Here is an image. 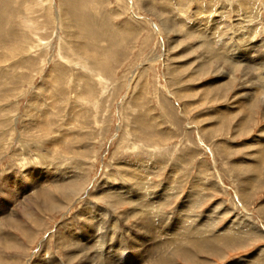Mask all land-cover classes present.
I'll return each mask as SVG.
<instances>
[{
  "label": "rangeland",
  "instance_id": "rangeland-1",
  "mask_svg": "<svg viewBox=\"0 0 264 264\" xmlns=\"http://www.w3.org/2000/svg\"><path fill=\"white\" fill-rule=\"evenodd\" d=\"M190 31L217 36L222 61H208ZM239 36L249 53L264 51V0H0V181L9 188L0 184V204L17 200L4 195L17 194L18 171L49 169L77 191L57 209L54 199L38 206L19 198L14 219L29 226L22 212L29 206L40 227L29 229L30 241L3 227L20 235L22 248L2 250L5 263L32 264L44 247L66 263L58 237L96 209L106 212L105 223L115 218L113 233H140L132 205L111 207L97 192L110 184L143 187L148 200L173 196L155 209L162 223L179 224L177 207L197 193L196 214L204 218L217 204L227 211L212 236L240 224L239 242L204 243L174 264L264 257V161L256 158L264 105L237 99L248 79L247 63L228 66L248 54ZM246 60L255 63L251 53ZM220 71L228 76L218 79ZM263 77L260 69L247 82ZM242 221L253 227L246 237L238 234L248 226Z\"/></svg>",
  "mask_w": 264,
  "mask_h": 264
},
{
  "label": "bare ground",
  "instance_id": "bare-ground-1",
  "mask_svg": "<svg viewBox=\"0 0 264 264\" xmlns=\"http://www.w3.org/2000/svg\"><path fill=\"white\" fill-rule=\"evenodd\" d=\"M166 26L168 28L174 29V26L169 23H167ZM199 31L200 30H198V32ZM188 36H200L201 41L203 42L202 45H204V48L207 53L206 58L208 59V61H212V59H220L222 57L219 56V54L217 53V47H219V40L217 39V36L210 37L203 32L199 34L191 32L188 34ZM212 38L216 40V42L213 41ZM238 39V46L240 47L239 50L245 51L248 54L246 56H243L241 60L236 59L237 62H234L228 66L230 67V70H234L235 68H239V66H242L243 63H247L246 67H244L245 78L247 77V80H255L253 79L255 71H260V69H264V51L262 50L263 48L259 46H252L253 51H251L250 53L252 54V58H254L255 63H253V61H247V57L250 56V53L248 52L247 48L248 45L244 42V36H239ZM247 42L251 41L247 40ZM241 44H243L244 46H242ZM226 76H228V72L220 71L217 74L218 79L224 78ZM247 80L244 79L242 80V83H240L241 92L237 94L238 101L241 99H252L258 105H264V81L263 83H260L259 81H252L254 87L253 88L251 87L252 84L249 83L250 81L247 82ZM210 87H215V83L212 82L210 84ZM259 154L261 155L256 158H259L260 162L261 160L264 161V147L261 149V151H259ZM251 167L254 168L253 165H251ZM44 169L45 170H42L41 173L40 168L35 171H29L27 172V174H22V171H18V175H20L17 178L15 177V182H17L18 187L16 191L17 194L11 193L10 190H6L8 191V194L4 195L6 202H9L10 196H15L17 200L20 198L21 200L23 199V202L26 201L30 203H37L38 206H40L44 204L48 205L52 202V199H54L53 207L57 209L60 203H64L63 201L67 202L72 197H75L77 191L70 187L72 183H66L67 180L57 178L55 177L56 175H51L49 169ZM57 179L59 181H57ZM3 181L5 189H9L7 187L8 184H6V178L1 179L0 184H2ZM125 186L126 184H110L107 187L99 188L97 192L100 196H104L110 199L111 207H117V205L123 203H129L130 205H132L133 210L136 211L135 216H138V221L136 223L137 227H134H136V229H139L138 232L140 233L130 234L131 231L129 232L126 228H121L120 230L115 231L113 233V227L111 225H115V218L108 217L110 221L105 223V218L102 216H105L106 212L104 211V213L102 211L101 213H99V209H96L95 206L96 210L86 212L87 216H81L77 224L70 226L69 228L65 226L67 229L64 230L65 232L58 237L60 241V246L65 249L64 253L67 259L66 263L61 262L60 260L57 261L54 257L55 255H51L49 250L44 247L37 254L38 256L36 258V261L32 264H174L178 260L177 258H179V256L184 258L183 261H188V259L191 258L189 256V253L193 254L194 252L197 253L199 251L204 250L206 248V245H203L204 243L209 242L214 244L221 240H224V242L226 243L228 241H233V243L239 242V239H237L238 236L236 235L237 230L235 228H238L236 226H240V224H236L234 222L233 224L224 226L223 229L218 231L221 234V237L216 235L212 236L211 232L214 226L218 224L217 217H220L227 212H220L223 210L220 207V204H217L216 206L212 207V210L209 209L210 211L208 210V215L203 218L201 216L202 214L198 215L194 212V209L196 208L195 203L197 201V198H199V195H197V193H191L189 196H187L185 201L182 202V204L180 203V205L177 207V213H179V215L177 216V218H179V224L177 223L174 225L170 221L162 223L160 219L162 215H156L155 209L163 210V206L167 205L168 201H170L173 196H171V198H168V196H166L165 194V197L163 199H161L162 195H159L157 198L160 200H154L153 198H151V200H148L147 195H150V193H145L143 191V187L141 189L140 187H136V189H129V187ZM170 187L171 185L165 186L167 190L170 189ZM113 191L114 194L111 193ZM162 191H164V189ZM58 196L60 197L58 198ZM17 200H14L13 203H11V205L7 208L5 207L6 205L2 207L0 204V219L2 218L0 222V264H6L2 256L3 254H1L2 250L22 249L20 247L21 242L18 240L19 234L23 237L24 240L29 239L28 241H30L33 237L29 235V229L34 227H40L39 222H37L36 219L32 218L30 214L31 208L29 206L28 208L22 211L23 214L26 213L24 214L25 219L31 222L28 223L29 226L27 224L22 225L20 221L14 219L18 214L17 208L15 207ZM60 207L61 206H59V208ZM184 212H186L187 214H182ZM216 213L218 214V216H215ZM187 218L188 220H186ZM159 221L162 224H157ZM242 223H245L246 225L247 222L242 221ZM5 226L9 227L10 230L17 231L19 234L16 232V236L6 235V232L3 229V227ZM252 230L253 227L248 224V226H244V229H241L238 234L240 236L246 237V235L250 234L249 231ZM216 232L217 231H215V233ZM259 232L261 231L259 230ZM127 250H129V252H127ZM212 253H215L214 249L212 250ZM263 260L264 257H261L260 253H258L256 256H252L250 260H248L249 263L246 261V264H259L263 262ZM240 262L243 263L244 260L239 262L236 261V263L234 264H240Z\"/></svg>",
  "mask_w": 264,
  "mask_h": 264
}]
</instances>
